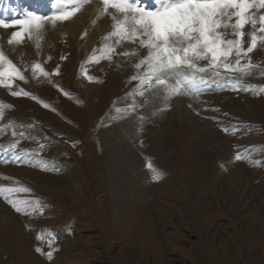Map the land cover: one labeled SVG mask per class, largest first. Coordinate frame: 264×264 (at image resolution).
<instances>
[{
  "label": "rangeland",
  "instance_id": "rangeland-1",
  "mask_svg": "<svg viewBox=\"0 0 264 264\" xmlns=\"http://www.w3.org/2000/svg\"><path fill=\"white\" fill-rule=\"evenodd\" d=\"M15 1L0 0V9L16 10L13 19L25 7L52 11L51 0L44 13L37 11L44 1ZM147 4L140 6L155 7ZM252 11L257 18L264 12ZM88 28L47 34L43 59L26 56L23 46L3 49L22 70L28 66L27 82L15 81L11 91L22 88L39 100L0 87V101L12 106L0 125L24 126L0 132V185L30 189L12 198H39L44 210L20 214L0 196V264H264V45L249 54L257 67L241 83L250 90L222 87L221 81L196 96L173 97L158 111L163 104L151 92L125 98L146 50L117 46V52L137 48L140 55L92 62L101 38L85 47ZM51 39L59 41L54 50ZM245 41L247 47L250 36ZM58 50L67 54L64 60L54 57ZM33 62L50 79H34ZM145 99L150 102L135 114L115 111ZM140 116L147 118L142 126ZM13 143L33 155L15 161L4 150ZM237 153L243 158L236 160ZM149 164L159 179H152Z\"/></svg>",
  "mask_w": 264,
  "mask_h": 264
},
{
  "label": "snow or ice",
  "instance_id": "snow-or-ice-1",
  "mask_svg": "<svg viewBox=\"0 0 264 264\" xmlns=\"http://www.w3.org/2000/svg\"><path fill=\"white\" fill-rule=\"evenodd\" d=\"M90 3L91 0H51V14H38L35 10L25 7L19 14L20 18L10 21L0 19V30H4L0 33V38L11 30L10 35H7V44L13 51L27 42H34L39 50L47 25L56 27L58 23L62 24L72 19L85 4ZM100 3L102 7L97 9L96 18L109 17L111 30L106 29L107 34L99 42L101 47L93 49L89 60L99 63L102 59L112 61L115 55L121 57L140 55L137 48L117 52V46L138 44L139 49L146 50V55L134 65L137 71L129 79L137 81V84L131 93L126 94V99L137 95L147 97L151 92L152 97L159 98L163 104L158 111H163L170 106L169 101L173 97L196 96L209 84H220L223 81L222 87H229L235 91L251 89L252 86L246 87L241 80L257 67L251 63L249 54L258 46L264 45V12H260L257 18V13L252 11L264 10V0H153L154 8L140 6V0H100ZM11 10L15 14L16 10L14 8ZM95 22L94 19L92 23ZM249 24L253 29L251 33L245 31V26ZM229 29L233 38H229ZM246 36H250L247 47ZM97 52L100 55H95ZM65 58L63 55L60 57L61 60ZM245 59L248 62L242 63ZM30 67L34 79L41 77L50 79V74L41 63L33 62ZM27 70V65L22 70L0 47V87L9 89L11 96H31L39 100L22 88L11 91L15 81L27 82L24 74ZM54 73L59 74V65ZM229 73L241 75L234 77ZM61 91L65 95H71L63 89ZM40 102L45 107H51L43 101ZM149 102L145 99L141 104H132L123 109L117 107L115 111L119 115L135 114ZM11 107L0 101V119L3 118L5 109ZM189 107L192 105L189 104ZM152 114L155 115L156 112ZM138 119L142 126L147 118L140 116ZM9 127L15 129L24 126L9 121L7 125H0V132L6 131ZM12 134L20 138L28 135L26 132L15 131ZM17 143L4 149L12 152L15 161H23L33 155L28 150L17 151ZM40 151H43L42 147ZM243 155L237 153L235 159L240 160ZM148 167L152 170V179H159L161 175L159 170L150 164ZM41 170H47L46 166ZM19 191L31 190L24 186L0 185V196L17 213L35 215L44 210V204L39 198L32 200L12 198V194ZM37 239H41V236L38 235ZM36 251L40 252L41 249L37 247ZM47 255L51 256V252Z\"/></svg>",
  "mask_w": 264,
  "mask_h": 264
},
{
  "label": "bare ground",
  "instance_id": "bare-ground-1",
  "mask_svg": "<svg viewBox=\"0 0 264 264\" xmlns=\"http://www.w3.org/2000/svg\"><path fill=\"white\" fill-rule=\"evenodd\" d=\"M38 1H40V0H38ZM41 1H44V3L42 5H39V7L37 8V11L40 13L43 12L45 10L44 8L47 6L46 0H41ZM100 7H102L100 0H91V3L85 4L83 6V8L72 19L63 22L62 24L58 23V25L56 27H53L51 25L49 26V28L47 27L48 29H46V27H45V30H44V33L42 36V40H41V47L39 48V50H37V48L35 47V44L34 45L32 44L34 46V48L32 46L24 45L22 48L23 49L22 52H24L26 56H31V57L39 56L41 59H43V58H45V52L47 51V48H48L47 42H44L47 34L50 35V38H55L56 35H58L59 33H63V32H68V33L70 32L71 33V30L73 32V30H75L76 28L79 27V24L87 25L89 28H91V29H89V28L85 29L84 34H83L85 47H87V45H88V47H91L93 44V41H95L96 38L100 39L104 35L107 34L106 29L108 31L111 30L109 27L110 26V18H109V20H108L107 16L101 17L99 19L96 18L97 9ZM5 15H6V11L3 10V8H1L0 9V19H5L7 21H10L13 19V18L11 19V15H13L12 13H11V15H8L9 17H7V18L5 17ZM94 19L96 22L93 24L92 21ZM102 21H104L103 24H102ZM92 27L99 28V30H97V29L92 30ZM3 31L4 30H0V33H3ZM10 31L11 30H8L7 35H10ZM7 35H3L2 38H0V45L3 49H6L7 46H9L7 44ZM52 40L53 39H51V43L53 44V47H52V49H53L54 47H56L59 44V41H53L52 42ZM46 41H47V39H46ZM17 49H21V46L17 47ZM58 52H59V50H58ZM59 53L55 52V54H54V51H53L54 57L57 58V57H61V55H63V54H61V53L59 54ZM66 55L67 54L64 53L63 56L66 57Z\"/></svg>",
  "mask_w": 264,
  "mask_h": 264
}]
</instances>
